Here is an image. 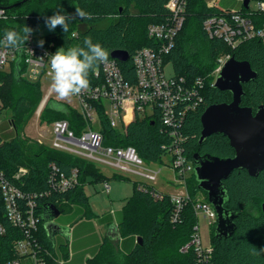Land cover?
<instances>
[{
    "label": "trees",
    "instance_id": "trees-1",
    "mask_svg": "<svg viewBox=\"0 0 264 264\" xmlns=\"http://www.w3.org/2000/svg\"><path fill=\"white\" fill-rule=\"evenodd\" d=\"M253 1V0H251ZM259 1V0H254ZM264 1V0H263ZM169 0H0V5L8 8L9 18L0 19V39L5 29L20 31L25 25L34 29L45 22L46 17L60 11L74 18L68 21V32L59 26L54 33L42 36L44 45L55 50L64 47L83 46L84 38L90 36L93 43L99 42L109 53L114 49H125L133 55L145 46H154L157 41L148 32L150 24L165 22L170 11ZM123 7V11L120 8ZM76 8L92 14V19H81L75 16ZM224 6H208L207 0H189L186 9V20L179 32L176 43L166 61H171L177 75L189 80L202 77L205 80L203 104L195 111L187 114L181 132L185 136L184 153L195 167L193 156L196 152L219 157L235 155V148L223 133L213 134L200 144L202 131L201 115L213 103L231 102L232 93L220 90L212 84L213 72L220 55L229 53L238 60H248L258 71V77L244 84L245 95L242 105L251 106L256 110L264 104V40L255 37L240 42L235 47L223 38L210 37L205 30L207 18L222 14ZM241 12L249 16L257 27L264 25V11H255L250 6L241 7ZM76 33V35H74ZM131 62V61H130ZM130 62H121L126 76L132 74ZM19 78L15 74L16 63L10 73L3 75L0 85V95L7 109L11 110L9 122L2 126L4 132L0 136V166L10 177L20 166L28 168V173L17 184L28 192H46L39 198L38 210L41 214L37 237L49 251L48 264L58 262L56 243L49 237L42 218L43 206L51 202L63 210L65 206L78 205L84 208V214L89 217L91 212L86 184H92L112 179H131L128 175L114 172L108 176L91 160L45 145L38 141L24 139L21 130L37 109L43 97L40 80L30 81L22 76L21 64ZM98 66H101L99 64ZM90 83L98 82L94 72L89 75ZM60 105L53 109L52 105ZM98 113L101 119L99 129L104 134V142L114 145H133L146 162H164L167 154L163 145L170 143V136L158 115H135L125 122V132L111 126L102 105ZM42 118L49 122L57 119H67L71 128L80 133L85 125L81 114L68 103L50 99L42 112ZM10 122L12 129L10 131ZM14 131V132H13ZM15 133V134H14ZM52 164L61 172L69 173L73 168L79 170V184L67 191H51L49 177ZM228 192L226 207L237 213L236 230L228 238H218L211 232V242L214 252L210 264H264V253L252 255L253 248H264V170L257 176H251L247 170H235L225 180ZM139 181H133V194L127 199L119 221L121 244L105 238L88 264H198V255L194 248L183 251L182 248L190 241L194 226L199 217L194 209L197 193L202 192L205 200L208 194L199 187L194 170L186 178L189 199L184 204L182 212L176 221L171 219L173 205L170 193L160 192L153 184L141 186ZM48 192V193H47ZM0 222L7 226V232L0 236V262L15 257L14 241L22 236V231L13 226L5 216L0 205ZM217 225V222H216ZM142 237V241H138ZM132 240L133 245L125 250V241ZM61 256L68 257L65 244L59 246Z\"/></svg>",
    "mask_w": 264,
    "mask_h": 264
},
{
    "label": "built area",
    "instance_id": "built-area-1",
    "mask_svg": "<svg viewBox=\"0 0 264 264\" xmlns=\"http://www.w3.org/2000/svg\"><path fill=\"white\" fill-rule=\"evenodd\" d=\"M242 5H244V0ZM189 0H169L170 15L163 23L150 24L149 35L157 41L154 46H145L137 49L130 55L128 62L132 63V74L126 76L121 62L113 57L107 62L97 66L94 74L98 82L91 84L80 95L75 96L78 101V111L85 125L80 133L71 128L67 119H57L51 123L52 142L51 147L70 152L88 160L101 162L117 168L121 174L128 173L139 176L135 180L141 184H151L156 181L161 169L151 168L138 153L133 145H114L104 142V134L99 129L101 119L98 113L99 105L105 109V113L112 127L125 132V122L135 116L158 115L167 130L171 140L163 145L166 149L168 165L172 167L178 178V185L184 190L170 193V201L173 205L171 219L176 221L189 199L186 178L194 170V166L184 153L185 136L181 132V126L187 114L197 110L204 102L205 80L198 77L189 80L185 76L177 75L171 61L165 57L170 53L176 43V38L183 28L186 20V9ZM220 0H211L207 4L210 7L219 5ZM255 11H264V1H255ZM251 3V2H250ZM239 7H224L222 14L207 18L204 22L205 30L210 37L223 38L228 44L235 47L240 42L259 37L264 40V25L257 27L249 16L244 15ZM9 18L8 8L0 5V19ZM76 35V33H74ZM37 37V36H36ZM30 35L25 45L20 49L21 64L23 63L22 76L28 73L33 81L52 77L50 70L51 54L55 53L52 46H38ZM0 39V41H2ZM19 57V50L5 48L0 44V85L3 75L10 73ZM231 54L225 53L219 56L217 66L213 72L214 81L223 69L225 63L231 58ZM171 64L172 73H167L166 65ZM29 80V79H28ZM31 81V80H30ZM54 90L49 87L38 106L39 115L52 98ZM5 103L0 95V136L4 130L2 126L9 122V116ZM152 112V114H151ZM10 129L12 123L10 122ZM164 156V157H165ZM164 160V158H163ZM28 173V168L20 166L12 177L8 176L0 166V205L8 221L22 231V236L15 239V257L0 262V264H48L49 251L43 246L37 237L41 214L39 213V198L44 192H28L18 184ZM129 176V175H128ZM51 191H67L79 184V170L73 168L69 173L61 172L55 164H52V172L49 177ZM105 189L110 190L109 181H104ZM141 185V186H143ZM48 193V192H47ZM196 214H204L211 226L217 222V213L214 206L204 199L194 201ZM7 232V226L0 222V236ZM194 248L198 255V264H210L214 252V246L210 240L208 245H203L199 222L194 226L190 241L182 248L183 251ZM58 262L68 264V260L58 256Z\"/></svg>",
    "mask_w": 264,
    "mask_h": 264
},
{
    "label": "water",
    "instance_id": "water-1",
    "mask_svg": "<svg viewBox=\"0 0 264 264\" xmlns=\"http://www.w3.org/2000/svg\"><path fill=\"white\" fill-rule=\"evenodd\" d=\"M27 0H22L25 2ZM251 0H244V6L248 8ZM123 11V7L120 8ZM21 53L16 60L15 74L19 78L21 73ZM111 57L120 62H128L130 52L125 49H114ZM258 71L248 60H238L232 56L224 65L218 75L214 87L220 90H228L232 93L231 102H217L210 104L201 115L202 131L199 143H204L213 134L223 133L235 148V155L219 157L211 154L196 152L193 156L194 172L199 187L208 194L210 203L217 213V225L215 235L218 238H228L236 230L237 213L226 207L228 200V179L235 170L245 169L251 176L257 177L264 170V104L254 110L251 106L242 105L245 95L244 84L255 80ZM264 213V202L262 203ZM61 210L56 204L48 202L43 206L42 218L49 237L54 241L56 233L68 234L70 227L63 226L54 221ZM112 240L116 241L122 236L119 226H111ZM142 241V237H138Z\"/></svg>",
    "mask_w": 264,
    "mask_h": 264
},
{
    "label": "rangeland",
    "instance_id": "rangeland-1",
    "mask_svg": "<svg viewBox=\"0 0 264 264\" xmlns=\"http://www.w3.org/2000/svg\"><path fill=\"white\" fill-rule=\"evenodd\" d=\"M16 1L17 0H10V3H13ZM208 1H211V0H207V2ZM219 5L224 6V7H229V8L234 7V6L239 7L242 5V1L241 0H220ZM250 6L254 8L256 6V2L254 0L251 1ZM39 31H48V28L45 26V22L40 23L38 26H36L33 29V32L31 33L33 36H35L34 40L37 43L40 40L39 37H36ZM49 34H52V33L47 32L44 36L49 35ZM166 71L169 74L173 72V67L171 64L166 65ZM25 76L29 80L33 81V78L28 73ZM50 86H52V77H45L42 80V92H43L42 99L44 98V95L48 92V89ZM51 99H56V100H60L62 102L68 103L69 105L74 107L76 110H78V101L75 96L71 97L70 99H60L57 96V94L54 92ZM37 109L32 114L30 119L24 124L23 129L21 130L20 134L24 139L31 140V141H38L45 145L51 146L50 145L52 142L51 122L42 118L41 115L43 111L39 115V113L37 112ZM5 112L7 113L8 116L11 115L10 109H7ZM167 161H168V158L165 156L164 162H155V161L148 162L151 168L161 169L158 179L156 181H151V184L154 183L155 184V185L153 184L154 187L158 189L160 192L166 191L169 193H177V192L183 191L184 189L182 187H179L178 185V178H177V175L174 169L170 167V165H168ZM95 164L99 167V169L103 173H105L108 176L114 175V172L120 173V171H118L117 168L108 166L101 162H95ZM128 175L131 179H112L111 180V185H112V193H111V201H110L111 204L110 203L105 204L99 201L98 198L94 196L91 198L90 206H91V209L94 215L95 214L101 215L106 211V209H115V210L123 209L124 204L126 203V198L130 197L133 194V191H134L133 181L139 177L132 173H128ZM96 184H99V183H96ZM87 190L90 191V187H87ZM197 198L204 199L205 195L202 192H199L197 193ZM64 211H67V208H64ZM199 225H200V232L202 236L203 245H208L211 240V232H214L216 222L210 226L208 224V218L204 214H200L199 215ZM59 246H58V249L59 251H61Z\"/></svg>",
    "mask_w": 264,
    "mask_h": 264
},
{
    "label": "clouds",
    "instance_id": "clouds-1",
    "mask_svg": "<svg viewBox=\"0 0 264 264\" xmlns=\"http://www.w3.org/2000/svg\"><path fill=\"white\" fill-rule=\"evenodd\" d=\"M75 16L81 19L91 20L92 14L76 8ZM71 15H64L60 11L45 18V26L49 31L55 30L58 26L66 33L69 29L68 21L73 19ZM33 29L24 26L20 31L5 29L3 44L5 48L20 50L29 39ZM45 41L39 40L38 46L43 48ZM108 51L99 43H93L90 36L84 38L83 46L58 48L51 54L50 70L52 73V89L60 99H70L80 95L90 86L89 75L94 72L99 64L108 60ZM53 109H60V105L53 104ZM264 253V248L257 250L253 248L252 255L259 256Z\"/></svg>",
    "mask_w": 264,
    "mask_h": 264
},
{
    "label": "crops",
    "instance_id": "crops-1",
    "mask_svg": "<svg viewBox=\"0 0 264 264\" xmlns=\"http://www.w3.org/2000/svg\"><path fill=\"white\" fill-rule=\"evenodd\" d=\"M54 31L55 30L39 31L36 36L41 38L47 32L54 33ZM97 183L99 184L92 183L86 184L85 186V190L89 195V201H91V198L94 196L97 197L99 201L109 204L112 193L111 180L109 181V191L105 189L104 181ZM87 187H90V191L87 190ZM164 192L169 193L166 191ZM128 198H126V201ZM65 208H67V211H64V209L61 210L60 215L55 217L54 221L63 226H69L70 230L68 234H62L59 232L55 234L54 242L56 243V250L61 256L58 246L60 243L65 244L68 251V257L65 259L68 260V264H88V260L94 257L104 239L112 238L110 232L111 226L113 224L119 226L122 209H106L101 215L95 214L89 217V215L84 214V208L78 205L65 206ZM90 210L93 213L92 209ZM116 241L121 244L123 237ZM132 245V240H126L124 249L128 250Z\"/></svg>",
    "mask_w": 264,
    "mask_h": 264
}]
</instances>
